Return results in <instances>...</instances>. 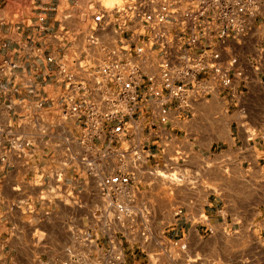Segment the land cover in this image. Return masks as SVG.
Returning <instances> with one entry per match:
<instances>
[{
    "label": "built area",
    "instance_id": "1",
    "mask_svg": "<svg viewBox=\"0 0 264 264\" xmlns=\"http://www.w3.org/2000/svg\"><path fill=\"white\" fill-rule=\"evenodd\" d=\"M259 8L260 0H124L97 8L83 30L65 29L67 52L47 57L54 94L25 63L3 57L0 83L16 80L11 92L29 94L33 107L19 110L15 127H0V161L18 160L46 179L42 202L80 205L87 188L101 198L99 214L133 219L145 177L165 176L160 161H149L168 153L174 129L214 95L227 111L235 106L256 67L244 56ZM93 264H125L115 236Z\"/></svg>",
    "mask_w": 264,
    "mask_h": 264
},
{
    "label": "crops",
    "instance_id": "2",
    "mask_svg": "<svg viewBox=\"0 0 264 264\" xmlns=\"http://www.w3.org/2000/svg\"><path fill=\"white\" fill-rule=\"evenodd\" d=\"M29 1L31 14L28 10L22 20L0 18V60L8 56L25 63L46 81L43 91L54 94L55 64L47 57L67 52L69 20L90 24L97 0ZM247 45L244 61L253 60L256 67H249L235 106L227 111L222 96L214 95L174 129L168 153L149 164L160 161L179 180L146 176L133 219L99 214L101 198L87 188L80 205L42 202L39 185L46 179L18 160L0 161V264H93L107 250L109 235L122 247L125 264H264V52L259 54L264 0ZM15 84L13 79L0 83V127H15L19 110L24 115L32 110L29 94L19 99L11 92ZM3 152L0 144V156ZM74 176L68 171V180ZM86 232L95 233L96 240L87 242Z\"/></svg>",
    "mask_w": 264,
    "mask_h": 264
},
{
    "label": "rangeland",
    "instance_id": "3",
    "mask_svg": "<svg viewBox=\"0 0 264 264\" xmlns=\"http://www.w3.org/2000/svg\"><path fill=\"white\" fill-rule=\"evenodd\" d=\"M118 2H121V0H97L96 6L99 9H104L105 7L111 8ZM31 9H32L31 2L29 0H0V18L4 17V21L6 22H8V20L17 21L18 18L22 20V15L26 14L28 10L30 12H27V13L30 15ZM91 17L93 18L94 15ZM92 18H89V21H88L89 23L93 22ZM69 21H70L69 24L71 25L72 30L78 29L79 22H77L75 19H70ZM87 24H88L87 22H83L79 27L82 28L83 30L84 28L87 27ZM163 173L165 175L163 176L164 177L163 180L168 181L169 183L170 181L177 182L179 180V177L176 173L174 174H170L169 172L168 173L163 172ZM153 178H157V177L154 176ZM157 240L158 239L156 237L150 240L151 244L149 245V247L153 248L154 245H157Z\"/></svg>",
    "mask_w": 264,
    "mask_h": 264
}]
</instances>
